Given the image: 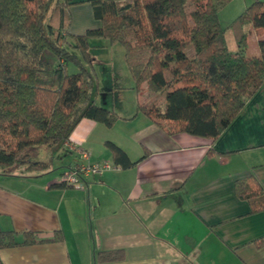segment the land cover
<instances>
[{
    "label": "crops",
    "instance_id": "0c3cea01",
    "mask_svg": "<svg viewBox=\"0 0 264 264\" xmlns=\"http://www.w3.org/2000/svg\"><path fill=\"white\" fill-rule=\"evenodd\" d=\"M90 1L74 0L68 8L70 34L99 27ZM255 1L264 2L229 4L240 15ZM252 35L258 47L261 39ZM111 87L112 94L122 90L115 83ZM99 92L96 104L119 110L121 120L107 128L83 119L68 140L70 148H50L49 159L52 166L60 162L59 170L50 175L21 166L0 171V231L16 232L18 243L26 231L37 233L38 240H49L57 231L63 236L62 242L1 249L0 262L98 264L99 252L122 250L125 260L108 264H264V209L253 212L235 191L237 182L253 179L264 201V85L213 144L186 134L170 136L136 115L138 105L152 104L143 100L147 92H135L131 106L121 102L119 108L113 97L110 106L100 104ZM106 142L134 164L114 165ZM73 146L88 151L91 163L117 169L89 177L82 190L56 188L80 162Z\"/></svg>",
    "mask_w": 264,
    "mask_h": 264
},
{
    "label": "trees",
    "instance_id": "16d2710c",
    "mask_svg": "<svg viewBox=\"0 0 264 264\" xmlns=\"http://www.w3.org/2000/svg\"><path fill=\"white\" fill-rule=\"evenodd\" d=\"M232 1L92 0L99 27L72 35L68 8L74 0H0V171L21 166L43 175L50 172L51 159L32 162L29 149L62 147L83 119L107 128L121 120L94 100L90 41L95 38L123 48L136 94L164 97L163 109L138 105L136 115L170 136L186 134L213 144L264 85V2H253L229 25L237 44L230 52L218 14ZM250 32L261 39L258 57L244 54ZM44 51L55 64L42 58ZM104 146L114 165L134 164L115 144ZM235 191L253 212L264 209L253 179L237 182ZM16 235L0 231V250L63 241L59 231L49 240L26 231L22 243ZM124 260L122 250L95 257L98 264Z\"/></svg>",
    "mask_w": 264,
    "mask_h": 264
},
{
    "label": "rangeland",
    "instance_id": "374dc122",
    "mask_svg": "<svg viewBox=\"0 0 264 264\" xmlns=\"http://www.w3.org/2000/svg\"><path fill=\"white\" fill-rule=\"evenodd\" d=\"M230 5L232 4H228L220 11L219 22L222 28L226 29V43L228 49L230 50V52H236L237 44L235 41L234 34L230 29L227 28L238 15L232 12V6ZM252 34L253 33L250 32L249 36ZM253 37V35L249 37L248 48L244 53L246 57H253L259 55L257 40L255 37ZM254 49L257 50L258 55H254ZM90 53L91 55H93L96 62L94 64V74L92 73L95 85L94 89L98 90V92L99 90H101L99 94L102 95L100 101L98 102L102 105L104 104L106 106H110L107 105L108 100L113 97L117 108L121 106V102L123 103L124 107L131 106L135 96V91H133V89L126 88V86H130V84L133 83V80L130 76L127 66H125L126 64L124 63L125 61L123 48L118 44L110 45L106 40H103L101 38H95L90 41ZM186 53L190 58L193 56V51L191 48H189ZM42 58L52 64H55L56 62L54 56L48 51H44L42 53ZM69 71L74 72V69L70 67ZM112 83H115L119 87H122L121 92H119L120 90L117 89L113 90L114 94H112ZM143 98V100H151L152 104L150 106L155 105L159 108H163L165 105L164 97L159 94L145 93ZM114 112L117 115L120 114L119 110ZM124 112H127V109H125ZM57 149L58 148H55V150ZM50 151L51 150L48 147H34L29 149L27 151V154L29 155L30 161L32 162H47L49 160ZM44 152L48 153L47 157H44ZM59 166L61 167L62 165H60V162L55 160L54 165L52 166L48 174L50 175L54 173V171L59 170ZM5 171L7 172L9 170Z\"/></svg>",
    "mask_w": 264,
    "mask_h": 264
},
{
    "label": "built area",
    "instance_id": "2783aa9c",
    "mask_svg": "<svg viewBox=\"0 0 264 264\" xmlns=\"http://www.w3.org/2000/svg\"><path fill=\"white\" fill-rule=\"evenodd\" d=\"M67 144L68 142L65 145L69 147ZM71 149L79 156L80 162L71 166L62 176L61 183L68 188L82 190L86 187L89 177L100 176L105 172L117 169L116 166L109 163H91L88 151L80 146H73Z\"/></svg>",
    "mask_w": 264,
    "mask_h": 264
}]
</instances>
